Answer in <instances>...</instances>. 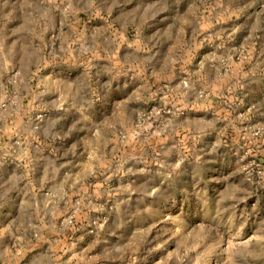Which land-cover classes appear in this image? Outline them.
<instances>
[{"label": "rangeland", "instance_id": "obj_1", "mask_svg": "<svg viewBox=\"0 0 264 264\" xmlns=\"http://www.w3.org/2000/svg\"><path fill=\"white\" fill-rule=\"evenodd\" d=\"M0 264H264V0H0Z\"/></svg>", "mask_w": 264, "mask_h": 264}]
</instances>
